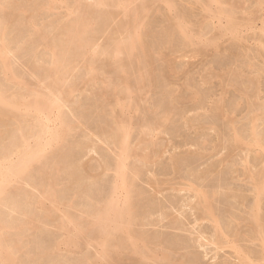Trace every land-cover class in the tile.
I'll return each mask as SVG.
<instances>
[{"label": "rangeland", "instance_id": "1", "mask_svg": "<svg viewBox=\"0 0 264 264\" xmlns=\"http://www.w3.org/2000/svg\"><path fill=\"white\" fill-rule=\"evenodd\" d=\"M7 1H9L10 4ZM7 1L2 0V3L3 4L8 3V5H6V6H8V8H7L8 11H7V9L5 10V12H8V15L9 14H12V16L14 15L11 10H13L14 9L13 7H15V6L21 7L22 5H24L22 7L27 8V12L24 15L23 14L22 15L16 14L17 16L15 17L16 18L15 23L14 22L10 23V25L14 26V28L9 25V28L6 30V32H8L7 37H9V39L7 38V40H8L7 42H9L12 50L15 51V52L13 51V53H11L12 61L15 65L16 70L19 69L17 71L19 76H21V77L23 76V78L26 80L25 82L28 83V85L30 83V85H31L30 87L37 88V89L40 88V90L42 92L46 93L45 88L47 86L46 85L47 83H45L44 81L43 82L39 81L35 76L31 77L30 76L31 71H29V70L36 67L37 65H38L37 66L38 68L40 66L43 69L48 68L50 66L49 60L51 61V57L49 56L48 52L46 51L44 44L42 45L38 42L39 46L37 44H35V46H34L32 43L39 41V35H41L43 33H44V35L48 34V36H50L49 38L51 40L58 38V36L60 35V33L58 35L59 23L60 22H68V21H70V18L74 19V17L76 16V14L78 13V11L80 9L85 8V6L88 7V6L92 5L94 3V1H91V0L90 1L89 0H68V1H66V0H63V2L64 1H66V2L65 3L60 2V1H59L60 3L57 2V4L54 5L53 6L54 8L52 7L51 10H48L50 8H48L49 3H47L48 1L50 2V0H41V1L40 0H26L25 2H24V0H22V1L18 0V2H17V0H7ZM79 1H81L82 3ZM83 1H84V3H83ZM144 1H145V3H144ZM160 1H162V2H160ZM197 1H199V0H191V1H187V0H170L169 1L168 0L166 2L164 0H147V3H146V0H141V1L140 0H138V1L134 0L131 3L132 5L129 6L130 11L129 10L127 11L130 14H128L126 11L124 12V9L121 7H118V9H117V7H114V6L113 7L110 6L111 8L110 7H102L101 8L104 12L109 8V10H111V11L107 10L106 12L113 13L115 15V16L113 15V19H115V20L112 19V20H110V22H106L105 25H104V23H105L104 22L102 24L104 26H103V29L101 31L107 32V33H103V32L101 33L100 32L101 35L99 33L97 34V36H99L98 39H97V36L95 38V39H97L95 48L98 49V56L95 57L96 60H93V65H94V68L97 65L95 69L98 72H96L95 69H92L93 71H91V69L90 70L86 69L88 59L90 58V55H88L89 57L87 56L86 57L87 59L86 58L83 59L84 62L86 63V66H84V62L81 64V62L83 61L82 58L79 59L80 61L77 60V63L75 62V64H77V66L74 65L73 69L71 70L72 72L69 74L70 77L67 76L68 79H66L65 82L61 85V87L65 86L64 91H66L69 87H72V85H71L72 83L75 84V83L79 82V84L76 85V87L77 86L78 87L77 88L75 87V90L73 91V93L70 94L69 101L71 103L68 101V99H64L65 101L68 102V104L65 101L62 103V105L64 103H66L63 105L64 107L62 109L63 110V116H64L63 118L65 119V121L66 120L68 121V124H70L69 125L70 127L72 126V129L68 128L66 131L64 130L65 133H63V135L64 134L68 135V136L64 135L65 136L64 137V143L62 142L63 144H61V143L56 144L57 145L56 147L53 146V148H49L50 150L48 149V151H46V153L44 154L46 156H44L43 160H41L42 162L39 163L40 162L39 161L38 162L39 164H35L36 166L33 165V167L35 169L32 167L33 169L32 168L29 169L30 171L27 170L28 172L27 171L25 172L26 175H25V173H22L21 176H24V177H21L20 175H16L17 176V178H16L15 175L14 176L12 175V177H14V178H12L10 176L12 181H14V182H11L12 185H11V183L9 184V182L4 184L5 186H7L8 191L7 190H6V192L4 191L5 193L3 196H5V197L1 196V199L2 200L7 199V201L3 200V202L0 203V205L3 204L2 206L6 207V208H4V207L0 206V215H1L0 219L1 220L3 219L6 222H3V220H2V221H0V223L4 226H7V224L9 226L12 223L14 225V228H12V229H15V230H11V227L8 228L7 230H5V233H6V231H8V232L6 234L3 233L4 235L2 234V237H3L2 240H3V243L5 245L7 243L8 246L11 245V246H13V248L17 244H19V245L22 244L21 246H23V248H21V246H18V245L16 246L17 247L16 261L18 258L17 264L20 263L19 261H21L20 264H24V263L25 264H36V263L39 264V262H40V264H78V263L79 264L80 263L81 264H91V263L92 264H113L112 262L114 260L117 262L115 264H125V263L130 264V263H128L129 259H127V254L123 255V253H125L124 251H123V253L120 254L121 256L123 255L121 258L119 255V260H118V255H117L113 258V260L111 258L112 262H110V260H108V258L106 256L105 250H104V248L106 249L107 245H105V244L103 245L101 243V241H102V240L100 241L101 237H99V235L97 234L98 232H96V230H98V227L96 226L97 227L96 228L95 225H93L94 227L89 226L88 222L86 221V220H89L88 219V218H90L89 216L96 213L95 210H98L99 208L102 207V206H100L101 204L104 205V203L108 202V200L111 199L113 197V194L115 193L114 188H116L115 183H116V176H117L116 171H115V169H116L115 167L117 164L116 161L118 160L119 154H120V149H117L119 147H117L118 146V138H116L117 137L116 134L118 133V129L120 127V126L118 127V124H120L119 121H122V119H123V121H127L128 128L129 127L132 128V129L129 128L130 129L129 134H131V135L129 136V139H128L129 140L128 152L129 151L130 152L127 155V158H126L127 160L125 159V162H126L125 165L127 166V170H128V171H126V174L127 173L129 174V175L127 174V176H128L127 178L129 179L127 181V190L129 189V191H131V196L134 199L133 201H135V203H136V204L134 203L136 205V207L139 206V209L141 208V205L143 206V208L146 207L144 210H141L142 208L140 209L141 210L140 214H142L141 216L143 218L140 216L142 218V220H141V218L138 217L140 221H138V218H137L138 223L137 222L136 223L138 225L135 224L136 226L132 227L134 229L133 231L134 232L137 231L138 233L140 232L141 234L143 233V235L145 234V237H147V238H148V234L149 235L151 234V236H153V237H151L152 240H154V239L156 240V238H155L156 236H154V235L155 234L157 235V233H158L160 239H158V237H157V239L160 241L161 240V237H160L161 234H159V233H161V231L165 232V235H163V233H162L163 238L165 236L169 235V236H167V238L165 237L164 240L165 239L168 240L169 238L171 239V235H172L173 239L176 238V239L180 240L182 238L183 241H181V240L178 241L176 239H174L173 241L168 240V244H167V240H165L166 241V243H165V241H163V238H162V240H161L162 242L160 241V243H162V244L165 243L167 246L170 247L175 242L174 245H176L175 246V249H176L177 243L180 244V246L179 245L178 246L181 247V244L184 241H187L188 246L190 245V247H189L190 249L185 248V246H187V245L184 242L183 243L184 246L182 245L183 248L178 247L179 250H181V249H184V250H181V251L175 250L174 251L175 254L174 253L173 254H174V256H176V253L178 252L177 255L181 256V254H182V257H184V255L187 256L191 253L190 255H193V256L191 259V256L189 255L190 261H188V262L192 261L191 262L192 264H193V260L196 261V262H194V264H197V263L198 264H223V262H224V264L226 262H228L227 264H230V263L236 264L239 262L236 260L237 257H236L234 250L232 248L226 247L227 245L222 246V244L217 245V244L213 243V241H217L215 238H213V237H216L214 222H211L212 220H208V217L206 216L204 210L202 209V206L200 205V202H201L200 197L201 196L199 193H200V191H206V192L208 191L209 195H210V194H212V192H210V191H217V193H216L217 199H215L216 197H214V200H215V203H216V200H219V202H217L215 204L216 207L217 208L220 207L219 210H223L224 212H225L224 208L226 207L225 209H226V211H228V213L225 212V215H224V213L222 215L223 222L225 221V223H226V224L225 223L224 224L225 225L229 224L228 226H230L233 216L237 217L234 214L239 213L238 214L239 219L243 222L244 217H246L245 218L246 223L243 222V224H242V223H239V221L237 223L241 224L242 226L245 225L244 228L241 227L242 231L244 229L247 230V226H248L247 223L250 221V217H248V215H249L248 213H250V210H249L250 207L247 205L250 204L254 200L253 196L255 198V194L252 193L253 188H254V184H255V182H253L254 181L253 177L255 176V173L258 176L257 172H259V175H260V173H261L260 171H262V167H264V151H263V149L261 150L260 147L258 148V146H256V145H254L255 147H253L252 138L250 135L251 134L250 129L252 127L251 123H253V125L255 123V121L250 122L251 121L250 118L253 121V118L256 115H257V117H255L254 119L256 120V118H257L256 121L258 123H255V124H257V127H258L260 132H261V128H262L261 133L264 134V127H263L264 126V51H263L264 50V32H263L264 31V25H263L264 24L263 23V21H264V12H263L264 10L263 9L264 8L260 5H258V0H257V2H256V0H221L220 5H219V3L214 4L215 2H211L210 0H205V2L209 3V5L207 3H205L203 0H200V2H197ZM222 1H224V3ZM227 1H229V2L227 3ZM78 2H79V4H78ZM134 2H136V3H134ZM140 2H141V4H140ZM167 2L174 4L172 6L173 8L171 7V9H170V6ZM14 3H15V6L12 7V4L14 5ZM61 3H63V4H61ZM202 3H203V5H202ZM29 4H30V6H29ZM42 4H43V6H42ZM75 4L77 5V7ZM135 4H137V5H135ZM143 4H145V5H143ZM141 5H143V6L141 7ZM146 5H147V7L145 9L144 7ZM233 5L235 7L236 6L237 7L235 8V7H233ZM72 6H74V7L72 8ZM222 6H223V8H222ZM29 7H32V8H29ZM75 7H76V9H75ZM79 7H80V9H79ZM134 7L135 8L137 7V9H140L139 10L140 14L143 15L145 13L144 14L145 19L142 15H140L141 23L139 25L141 26V25L145 24V22H146V24L144 26L145 29H144V27L141 26V28H142L141 31L143 32V35H144L143 36L144 41L147 44V54L150 51L151 52H150V54H148V56L146 55L147 58L145 60L142 59L143 57H141V58L139 57L142 55L138 54L139 56H138L137 61L142 60V62H139V63H141V65H138V62H135L136 65L133 64L136 69L137 68L142 69V74L144 73L143 75L146 74V77L148 76L146 79H144V80H146L144 82L145 84L139 78L142 75L141 70L139 69L140 70L139 71L138 69L137 70L134 69L133 66H129L130 63L127 64V66H129L131 68L130 75H129L130 76L129 77V83L131 84L130 87H132L131 91L133 90V92H131V94H132L131 95L129 93H126V90L123 88L126 85L124 86V85H121V83H119V81L121 82V79L119 77L120 75L118 73V70H116V69H118V67H117V65L110 63L111 62L110 61L111 56L107 55V53L104 52L105 51L104 49L106 48L107 45L109 46L110 44H112V38L114 39V36H113L114 34L117 37L119 36L118 37V39H119V38H121L122 33L124 32V29H125L124 27H126V28L129 27L128 24H131L130 20L134 19L133 18L134 11L137 10V9L134 10L135 9ZM224 7H225V9H227V10H225L227 13L231 12V13L235 14V12H238V14L236 13L237 15L236 14L235 15L238 17V18L236 17L238 22L240 20L239 23H241V30H239V33L237 35H233L231 33H226V32L223 33V31H221V29H222L221 27H223L226 24L227 18L225 15L221 18V16L217 15V13L219 12L218 9L221 10V8H222V10H223ZM261 7H262V9H261ZM203 8H204V10H202ZM77 9H79V10L77 11ZM230 9H232V10H230ZM131 10L133 13L131 12ZM225 11L223 10L224 13H226ZM70 12H72V14H74V13L75 14L72 15ZM178 12H180V15ZM203 12H205V13H203ZM126 13H127V16H125ZM182 13L184 14V18L186 20V23H184V24L187 27H189L190 33L195 38V39L192 38L193 39L192 43L191 42L190 43L183 42V41H185L184 35H182L177 28V25H176V24H178L177 16H183ZM211 13L213 15H217V16L213 17V15ZM185 15H187V16H185ZM6 16H7L6 13H5V16H4V14H0V17H1L0 21L2 22L6 18H10L9 16H7V17ZM2 17H4L5 19ZM65 17H66V19H64ZM124 17H126L127 19ZM218 17H220V18L218 19ZM60 18L62 19V21ZM68 18H69V20H68ZM174 18H176L177 20ZM123 19H125L127 22ZM23 20H24V22H23ZM27 20H28V23H27ZM59 20H60V22H59ZM66 20H68V21H66ZM144 20H145V22H144ZM218 20H220V21H218ZM248 20H250L251 23H249L250 21H248ZM31 21H32V23H31ZM100 21L101 20H99V23L102 22V21L101 22ZM121 21L125 22V23H122ZM246 21H248V24ZM107 23H109V24H107ZM220 23L224 24V25L222 26ZM24 24H25V27H24ZM54 24L57 25V27ZM220 25H221V27H220ZM131 26H132L131 31L133 32L135 27L133 25H131ZM261 26H262V29H261ZM50 27L52 29H50ZM16 28H17V30H16ZM37 28L41 29V30H38ZM114 29H116L117 31ZM174 29L176 31H174ZM12 30L15 31V33ZM54 30H55V32H54ZM112 30H114V33ZM118 30L119 31L122 30L123 32L121 31L122 33H120V32H118ZM56 31H57V33H56ZM36 32L39 35L35 34ZM51 32H54L52 34L56 35L55 36L56 38H54L53 35L51 37ZM221 32H222V34H221ZM9 33H11L12 35ZM25 34H27V35H25ZM168 34H170V35H168ZM33 35H34V37H33ZM35 35L38 37V39ZM146 35H148V36H146ZM166 35H167V37H166ZM195 36H197V37H195ZM117 37H115V39ZM169 37H170V39H169ZM17 38H19V39H17ZM34 38H35V40H34ZM109 38H111V40ZM107 39H108V41H107ZM205 40H207L206 44H204ZM209 40L216 41L215 43L218 46H215L214 44L212 45L211 42H209ZM105 41H106V43H104ZM217 41H218V43H217ZM0 43L2 44L1 36H0ZM14 43H15V45H14ZM24 43H26V44L24 45ZM28 43L30 45L32 44L33 47L38 46L37 50L35 48L29 49V50L26 49L25 46L26 45L28 46L29 45ZM154 43H155V45H154ZM167 43L170 45L168 46ZM184 43H186V44H184ZM17 44H20L21 46L22 45L23 46L20 47V45H17ZM187 44H188V46H187ZM260 50H261V53H260ZM24 53H25V55H24ZM18 54H19V56H18ZM32 54H33V56H31ZM260 54H262V55H260ZM36 55H38V56H36ZM106 55H107V57H106ZM31 57L33 58V60ZM149 58H151V59H149ZM27 59H29V60H27ZM148 59H149V61H148ZM99 60H101V61H99ZM103 61H105V62H103ZM47 62H48V64H47ZM143 62H145L143 64L145 66L142 65ZM148 62H150L152 64H150ZM29 63H34V64H30V65H32V66H30ZM38 63H40V64H38ZM147 63L149 65H147ZM166 63H168V64H166ZM129 67L128 68L126 67V68L130 69ZM132 68H133V70H132ZM146 68H147V70H146ZM84 69L86 70V73L89 71L88 73L90 76H88V74L85 73ZM99 69H100V71H99ZM94 70H95V72H94ZM132 72L133 73L136 72V73L133 74ZM153 73H155L157 75L155 76V74H153ZM131 74H132V76H131ZM79 76H80V78H79ZM150 76H152L155 79H152V77H150ZM3 77L4 76L1 75V73H0V82H1L0 88L5 90L6 93L8 92L7 94H9V95L15 91L14 89H16V91H17V88H15V86L6 82ZM85 77H87V78H85ZM131 77H133V78L131 79ZM75 78H76V80H74ZM109 78H110V80H109ZM92 79H93V81H92ZM117 79L119 81H116ZM135 79H138L139 81L137 82V80H135ZM36 80H38V81H36ZM47 81H49V80H47ZM111 82H113V83H111ZM117 82L119 84H117V87H116ZM136 82H137V84H136ZM66 84L69 86H67ZM120 85L123 87H121ZM10 86H11V88H10ZM38 86H40V87L38 88ZM61 87H60V89H61ZM61 90L63 91V88ZM165 90L167 93H165ZM120 91H122V92L120 93ZM170 93L175 95L174 98L176 96L180 97V98L179 99L178 98H176V99L170 98V95H169ZM72 100H73V102L75 100V102L73 103ZM130 101H132V103ZM175 101H177V102H175ZM169 102H171V103L173 102L172 105ZM76 103H78V104L75 105ZM122 107H124V108H122ZM129 107H130V109H126ZM254 107H255V109H254ZM257 107L259 108V110L257 109ZM249 109H251L252 112ZM52 112H54V113H52ZM52 112L51 113L53 115L51 113H49V114L52 115V116H50V119L52 117V120L54 122L51 120L53 122V125H52V122H50V123L48 122V124L54 128V127H56L55 124L58 125V121L57 122L55 121L56 110H54ZM115 113L117 114V116ZM252 113H254L253 118L251 115ZM24 115H26V114H24ZM27 115H26L27 118L26 117L22 118L23 120L26 119L27 121L26 120L25 121L14 120V121H10L8 124H3L2 126H1L2 123H0V132H1V134H0V145H1L0 146V153H1L0 158H2L4 155H7L8 152L12 156V153L14 152V150L16 149V147L20 144V141L22 140L21 139L22 138L21 132L22 133L25 132L22 135H25V134L28 135L29 134L28 137H31L30 130L33 129L35 131V134H36L38 129L37 128L35 129L36 124H35V122L34 123L32 122L34 119L37 118V117H35L36 114L33 112L31 113L32 119H30L31 115H29V114H27ZM110 116L112 118H110ZM118 116H120V117H118ZM42 118H43V116H42ZM45 118L46 117L44 116L43 120H45ZM131 119H132V126H131ZM0 120H1V116H0ZM29 120H31V122ZM16 121H17V123H16ZM67 121H66V123H67ZM78 121H80V122H78ZM233 121H234L233 125H234L235 131L232 128L233 126H232L231 122H233ZM21 122H23V123H21ZM19 124L21 126L25 124V126H23V128H22L21 126H19ZM28 124H29V126H28ZM5 125H7V126H5ZM3 127H5V128H3ZM57 127H59V125ZM57 127H56V129H57ZM21 128H22V130H21ZM236 128L238 129L237 132H239L240 135H243L244 140H246V141L249 140L247 142L250 143V145H252V147H250V145L245 143V142H243L242 144H240V143L236 144V142L233 141L234 136H235L234 134L237 133ZM242 128H243V130H242ZM19 129L21 130V132H19L20 131ZM33 130H31L32 134H34ZM112 130H114V131H112ZM5 131L6 132L9 131V133H6ZM2 133L4 135H2ZM1 135H2V137H1ZM104 135H106L107 137ZM103 136L105 138H103ZM48 138H50V136ZM9 139H11V140H9ZM31 139L32 138H30V140ZM34 139L35 138L32 139V143H33ZM108 139L110 140V142ZM65 141H68V142H65ZM114 141H115V144L113 143ZM15 142H19V143H15ZM76 142H77V144H76ZM111 143H112V145H111ZM12 144H13V146H12ZM71 144H73V146ZM238 144H240V145H238ZM67 145H68V147H67V149H65ZM86 145H87V147H86ZM114 145L116 146V148ZM236 145L239 148H237ZM10 146L15 148V149L11 148V150H8L7 148H10ZM2 147H5V149ZM72 148H73V150H72ZM74 149H75V151H74ZM64 150L66 152V155H65ZM69 151H70V153H69ZM117 153H119V154H117ZM67 154H68V156H67ZM115 154H116V156H115ZM1 155H2V157H1ZM78 155L81 157H79ZM15 156L13 159L11 158L12 159L11 161L14 162V159L16 160ZM48 156H50V157L48 158ZM181 159H185V160H182L183 161L182 162ZM186 159H188V160H186ZM244 159H245V161H244ZM60 160H61V163H59ZM110 161H111V163H110ZM9 162H10V160H9ZM113 163H114V165H113ZM54 165H55V167H53ZM56 165H58V166H56ZM59 165L61 167H59ZM66 166H67V168H66ZM40 167L41 168L43 167L42 168L43 172H42V169ZM72 167H74V168H72ZM107 167H108V169H107ZM45 168H46L47 173L45 172ZM63 168H65V169L63 170ZM80 169H81V171H80ZM257 169H260V171L259 170L257 171ZM53 170H54V172H53ZM33 171H35V172H33ZM85 172L88 174V176ZM58 173H59V175H58ZM250 173H252V174L254 173L253 174L254 176L252 175L253 177H251ZM36 175H37V177H36ZM86 176L89 177L88 178L89 180L86 178ZM129 176H130V178H129ZM24 178H25V180H24ZM8 179H10V178H8ZM14 179H18L19 183H18V181L14 180ZM98 179H99V181H98ZM29 180H30V182H29ZM113 180H114V182H113ZM41 181H43V182H41ZM71 181H73V182H71ZM28 182H29V185L26 184ZM51 182H53V183H51ZM91 182H93V183H91ZM45 184H46V186H45ZM49 184H52V186ZM56 184H58V185H56ZM21 186H23V187H21ZM12 187H13V190H11ZM18 187H20V188H18ZM36 187H37V190H36ZM51 187H55L53 192H55L57 194L56 196L59 195L57 197V199L59 198L58 201L61 202V203L59 202V205H58L60 212H59V210L57 212L55 207H53L51 200H49V199L47 200L48 202L46 200H45L46 202L44 201L45 206L47 207V209H53L54 211L55 210L56 211L55 212L52 211L50 213V212H45L44 210L41 209L40 203L42 200V194H43V196H46V194H44L45 190H46L45 193H47L48 192L47 190H49ZM97 187H99V188H97ZM75 188H77V189H75ZM78 188H80V190ZM71 189H74L75 191L74 190L71 191ZM89 190H90V192H89ZM119 190L120 191H122V190L126 191L123 188H119L117 191H119ZM15 191L16 192L18 191V193H16ZM79 192L83 196L79 195L78 194ZM6 193H7V195H6ZM84 193H86V194H84ZM139 193L142 194L143 196L140 195ZM8 194H10V195H8ZM28 195L31 197H29ZM104 195L106 196V198ZM61 196L63 197V199ZM13 197H15V199ZM78 197L80 198V200ZM114 197H116V196L114 195ZM9 198L14 199V200H9ZM30 198H31V200H30ZM75 198H76V200H75ZM43 199H45V198H43ZM102 199H104L106 202ZM237 199H240L239 200L240 202ZM15 200H17V201H15ZM32 200H34V201H32ZM68 200H70V201H68ZM38 201H40L39 204H38ZM64 201H65V204H62V202L64 203ZM98 201H100V202H98ZM153 201H155V202H153ZM247 201H249V202L247 203ZM5 202L6 203L9 202V205L7 203L6 205H8V206H5V204H4ZM19 202H21V203L19 204ZM81 202H83L82 206L80 205ZM97 202L99 205H97ZM32 203H34V204H32ZM88 203H89V205H88ZM139 203H141V205ZM143 203H144L145 207H144ZM173 203H175V204H173ZM10 204L11 205L15 204L12 206V207L15 206V208H12L10 206ZM16 204H19V206L18 205L16 206ZM147 204H149L150 206ZM154 204H155V206H154ZM197 204H199L200 206ZM48 205L50 207H48ZM96 205H97V208H96ZM184 205H186V206L184 207ZM152 206H153V208H152ZM195 206H196V208H195ZM233 206L235 208H237L238 212L236 210L232 209ZM51 207H53V208H51ZM73 207L78 208L80 211L77 209H75L76 210L75 211ZM147 207L152 208L151 211H153L154 213L151 214L150 209ZM160 207H161L160 210H162V211H160V210L158 211V209ZM174 207H176V208H174ZM221 207H222V209H221ZM83 208H85V210H83ZM194 208L196 210H198L200 208L198 210L199 212L195 211ZM8 209H10V210L14 209V210L10 211ZM16 209H17V211H16ZM91 209H94V210H91ZM230 209H232V210L230 211ZM263 209H264V201H263ZM71 210H72V212H71ZM201 210H202V212H201ZM245 210L246 211L248 210L249 212H246ZM21 211H22V213H21ZM66 211H67V213L63 215V213H65ZM77 211H78V213H77ZM89 211H90V213H89ZM229 211H230V213H229ZM232 211H233V213L235 211V213L233 214ZM239 211L241 212V214H242V211H243V213L244 212H246V213L241 215ZM82 212H84L85 215ZM92 212H93V214H92ZM162 212H163V217H162ZM196 212L199 214L200 217H202L203 220H200L201 218L199 216H197L198 214ZM29 213H31V214H29ZM48 213L51 216H49ZM22 214H24L25 218L23 217ZM69 214L72 216H70ZM78 214L80 217L77 218ZM147 214L148 215L151 214L152 216L151 215L148 216ZM229 214H231V216H229V219H228ZM246 214H248V215L246 216ZM65 215H66V217H64ZM67 215L69 216L68 218H67ZM143 215L148 217V218L146 219V217H144ZM226 215H227V218H225ZM9 216L11 217V219H9L10 218ZM84 216H87L88 218L84 217ZM138 216H139V214H138ZM195 216L198 217V219ZM242 216H244L243 220H242ZM70 217H72L73 219H69ZM12 218H13V220H12ZM49 218H51V220ZM205 218H206V220H205ZM247 218L249 220H247ZM74 219L75 220L79 219V222L77 221L78 226L80 225L79 223L82 221L81 225L79 226V230L81 233H83L82 231H84L83 235L82 234L80 235L79 231L75 229L76 227L73 226L77 222L75 224L71 223ZM148 219H149V221H148ZM230 219H231V221H230ZM11 220L13 222H16V223H13ZM177 220L179 223L177 222ZM195 220H198L199 223L197 221L195 222ZM7 221H9V222L11 221V223L9 224V222H7ZM28 221L30 222V224L32 223L31 226L26 225L29 223ZM67 221H68V223H67ZM142 221L145 222V224H146L145 227L142 225L143 224ZM228 221L230 223H228ZM20 222H23V223L20 224ZM43 222H45V223H43ZM73 222H75V221H73ZM175 222L178 223L179 225L178 224L176 225ZM181 222H182V224H181ZM61 223H63V225L66 224V225H64V228H63V229H65L64 231L62 230V228L60 229L58 227V226H60ZM84 223H85V225H83ZM86 223L88 226L86 225ZM148 223H151V224H148ZM169 223L170 224L174 223V224L173 225L171 224L172 226H169L170 225ZM15 224L16 225L18 224L17 225L18 228L19 229L21 228V229L20 230L17 229ZM36 224H38V225L36 226ZM22 225H24V226H22ZM34 225L38 229L34 228ZM90 225H92V224H90ZM38 226H40V227H38ZM42 226H43V228H42ZM66 226L68 227V229L66 228ZM81 226H82V228H81ZM84 226L91 228V230H89L87 227L84 228ZM173 226H174V228H173ZM175 226H176V228L177 227L178 228L176 229ZM169 228L176 229V231L171 230ZM33 229H34V231H32ZM43 229H45V230H43ZM180 229H181V231H180ZM248 229H250V227ZM69 230H72V231L70 232ZM92 230L94 231V233L89 232ZM177 230L179 232H177ZM182 230H184V231L182 232ZM210 230H211V232H210ZM246 230H244V231L248 233L249 230L248 231H246ZM75 231H77L79 233V236H83V237L82 238L79 237L77 232H75ZM86 231L88 233V238L86 237L87 236ZM153 231L156 233H154ZM36 232H37V234H36ZM49 232H50V234H49ZM172 232H174L175 235ZM21 233H22V235L20 236ZM46 233H48L49 235H47ZM89 233H90V236H89ZM72 234L74 236H72ZM64 235H66V236L64 237ZM97 235H98V237H97ZM173 235H174V237H173ZM179 235H181L182 237L181 236L179 237ZM5 236H7V238ZM38 236H40V237L38 238ZM67 236H68V238H67ZM93 236L95 237V239ZM75 237H77L78 240H76L77 238L74 239ZM201 237H203V239ZM48 238H50V239H48ZM84 238L87 241L84 240ZM199 238L202 240H200ZM18 239H20V240H18ZM45 239L48 241H46ZM70 239H72V240H70ZM148 239L150 240V237ZM59 240L63 241L62 245H64V246H62L61 244L59 245V242H60ZM92 240H94V245H93ZM96 240H98V241H96ZM197 240L199 242H197ZM6 241H8V242L12 241L13 243L10 242L11 244L10 243L8 244V242H6ZM40 241H42V242H40ZM53 241H55V242H53ZM65 241L67 242L66 245L64 243ZM159 241H158V243H159ZM169 241L172 242V244L169 243ZM47 242H49V243H47ZM86 242H88V244ZM156 242H157V240H156ZM179 242H181V243H179ZM78 243L79 244L81 243L82 245H79ZM85 243H86V245H85ZM98 243H99V245H98ZM215 243H217V242H215ZM100 244H102L104 248L101 247L102 245H100ZM242 244H244V246L246 245L247 248H249V250L251 249V247H253L252 248V251L254 250L253 253L256 251L254 253V256L258 257V255H259L258 243L257 244L256 243H242ZM252 244L254 246H252ZM57 245H59L60 247ZM166 245L163 247L164 248L167 247ZM174 245H173V247H174ZM255 245H258V246L255 247ZM56 246L59 247V249ZM40 248H42L43 251ZM154 248H156V247L154 246ZM204 248H206V250ZM48 249H50V250H48ZM45 250H47L48 252ZM98 250L104 251V253H102V252L100 253V251H98ZM41 252H45V253H41ZM129 253H128V257L130 259L132 258V259H134V261H136V259H137V261H138L135 263L131 259L130 260L131 264L132 263L133 264H137V263L141 264L139 262L138 258L137 257L135 258V255H132L130 253L133 256V257H131V256H129ZM187 253H189V254H187ZM32 254H33V256H32ZM34 254H35V256H34ZM102 254H104L105 256H102ZM50 256H52L51 259H49ZM100 256H102L103 258ZM196 256L199 257V259ZM65 257H66V259H65ZM98 258H100V259H98ZM104 258H106V259H104ZM195 258L197 260H195ZM27 259H29V260H27ZM59 259H61V260L59 261ZM176 259H178L180 261H181V259L183 260V258H181V257H180V259H179V257H177ZM36 260H37V262H36ZM48 260H49V262H48ZM78 260H79V262H78ZM187 260H189V258L186 259L185 262ZM197 261H200V262H197ZM41 262H43V263H41ZM149 263L151 264V262H149ZM149 263H147V264H149Z\"/></svg>", "mask_w": 264, "mask_h": 264}, {"label": "bare ground", "instance_id": "2", "mask_svg": "<svg viewBox=\"0 0 264 264\" xmlns=\"http://www.w3.org/2000/svg\"><path fill=\"white\" fill-rule=\"evenodd\" d=\"M7 1V0H6ZM22 1V0H21ZM26 0H24V2H25ZM41 1V0H40ZM63 2V0H50V2L48 1H46L47 3H49L48 4V8H50V9H48V10H51V8L54 6V5H56L57 4V2ZM66 1H68V0H66ZM66 1H64L63 3H65ZM90 1V0H89ZM88 1V2H89ZM91 1H94V3L92 4V5H90V6H88V7H86L85 6V8H82V9H80V7H79V9H77V11H78V13L76 14V16L74 17V19L73 18H70V21H68L69 20V18H68V20H66V21H68V22H60V20H59V25H58V29H59V31H58V35H59V33H60V35L58 36V38H56L55 36L56 35H53L52 33H54L55 32V30H54V32H51V37H52V35L54 36V38H56V39H53V40H51L49 37L50 36H48V34L47 35H44V33L43 34H41V35H39V34H37V32L35 33V34H37V35H39V41H36V42H33L32 40V44L35 46V44H37L38 45V42L40 43V44H44L45 46V48H46V51L48 52V54H49V56L51 57V61L49 60V62H50V66L48 67V68H46V69H43V68H41V66L38 68L37 66V68L36 67H34V68H30L31 70H29V71H31V77L32 76H35L39 81H44L45 83H47L45 86H46V93H44V92H42L41 90H40V86H38V88L39 89H37V88H32V87H30L31 85H30V83H29V85H28V83H26L25 81V79L23 78V76L21 77V76H19V74H18V70H16V68H15V65H14V63H13V61H12V57H11V53H13V51L14 50H12V48L10 47V44H9V42H7L8 40H7V38L9 39V37H7V33L8 32H6V30L9 28V25H10V23H12V22H16V14H18V15H24L26 12H27V8L26 7H22V6H24V5H22L21 7H16L15 6V3H14V5L12 4V7L13 6H15V7H13L14 9L13 10H11L12 12H13V16H12V14H9L8 15V12H5V10L8 8V6H6V5H8V3H9V1H7L8 3H6V4H3L2 3V0H0V14H4V16H5V13L7 14V16H9L10 18H4V17H2V18H4L5 20L4 21H0L1 23H0V36H1V41H2V44L0 45V73H1V75H3L4 77V79H5V81L6 82H8L9 84H11V85H13V86H15V88H17V91H16V89H14L15 91L13 92V93H11L10 95L9 94H7L6 92H5V90H3L2 88H0V116H1V120H0V123H2L1 124V126L3 125V124H8L10 121H14V120H18V121H22L23 119L22 118H24V117H26L27 118V114H29V115H31V113L33 112V113H35L36 115H35V117H37L36 119H34L32 122L34 123L35 122V124H36V126H35V129L37 128L38 130H37V132H36V134H35V131L33 130V129H31V130H33L34 131V134H32V131L30 130V135H31V137H28V135L27 134H25V135H22V134H24V133H22L21 132V130H22V128H23V126H25V124L24 125H20L19 124V126H21L22 128H21V130L19 131V132H21V136H22V140L20 141V144L16 147V149L15 148H13V147H11L10 146V148H7L8 150H11V148H13V149H15L14 150V152L12 153V156L9 154V152H8V154L7 155H4L3 157H2V155H1V157L2 158H0V203L1 202H3V200L5 201H7V199H1V196H3L4 195V193L6 192V190H7V186H5L4 184L5 183H7V182H9V184L11 183V182H14V181H12V179H11V177H12V175L14 176H16V175H20L21 176V174L22 173H25L27 170H29V169H31L32 167H33V165L34 166H36L35 164H39V163H41L42 161L41 160H43V158H44V156H46V155H44L45 153H46V151H48V149L49 148H53V146H57L56 144H63L64 143V135H66V134H64L63 135V133H65V131L68 129V128H71L72 129V126L70 127L69 125L70 124H68V121H67V123H66V121H65V119L63 118L64 116H63V105L64 104H66V103H64L63 105H62V103L65 101L64 99H68V101H69V99H70V94L71 93H73V91L75 90V87H76V85L77 84H79V82L78 83H72L71 85H72V87H69L66 91H64V87L65 86H62L61 87V85L65 82V80L66 79H68L67 78V76H69V74L72 72L71 70L73 69V67H74V65H76L77 66V64H75V62L77 63V60H79L80 58H82V60L83 59H85L88 55H90V58L88 59V62H87V68L86 69H91V71H93L92 69H95L96 68V66H95V68H94V65H93V60H96L95 59V57L96 56H98V49L97 48H95V46H96V41H97V39H98V37L99 36H97V34L99 33L100 35H101V33L103 32V31H101L102 29H103V26L106 24V22H110V20H112L113 19V13H111V12H106L107 10L108 11H111V10H109V8L106 10L105 8V12L101 9L102 7H110V6H114V7H117V9H118V7H121V8H123L124 9V12L126 11H130V7L129 6H131L132 4V2L134 1V0H91ZM136 1V0H135ZM138 1V0H137ZM141 1V0H140ZM165 2L166 1H168V0H164ZM170 1V0H169ZM187 1H191V0H187ZM204 2H205V0H203ZM211 2H215L214 4H216V3H219V5H220V3H221V0H210ZM5 2V1H4ZM11 2V1H10ZM16 2V1H15ZM17 2H18V0H17ZM45 2V3H46ZM59 2V3H60ZM79 2H81V1H79ZM79 2H78V4H79ZM87 2V3H88ZM143 2V1H142ZM160 2H162V1H160ZM197 2H200V0L199 1H197ZM196 2V3H197ZM223 3H224V1H222ZM229 1H227V3H228ZM256 2H257V0H256ZM29 3V2H28ZM34 3V2H33ZM40 3V2H39ZM63 3H61V4H63ZM82 3V2H81ZM83 3H84V1H83ZM86 3V2H85ZM134 3H136V2H134ZM144 3H145V1H144ZM146 3H147V0H146ZM168 3V2H167ZM205 3H207V2H205ZM222 3V4H223ZM226 3V2H225ZM231 3V2H230ZM10 4V3H9ZM19 4V3H18ZM23 4V3H22ZM140 4H141V2H140ZM164 4V3H163ZM169 4V6H170V9H171V7L174 5V4H171V3H168ZM192 4V3H191ZM201 4V3H200ZM208 5H209V3H207ZM257 4V3H256ZM26 5V4H25ZM36 5V4H35ZM76 5V4H75ZM82 5V4H81ZM86 5V4H85ZM135 5H137V4H135ZM139 5V4H138ZM143 5H145V4H143ZM143 5H141V7L143 6ZM167 5V4H166ZM193 5V4H192ZM202 5H203V3H202ZM205 5V4H204ZM258 5H260V6H262L263 8H264V0H258ZM27 6V5H26ZM29 6H30V4H29ZM42 6H43V4H42ZM190 6V5H189ZM213 6V5H212ZM217 6V5H216ZM38 7V6H37ZM47 7V6H46ZM74 6H72V8H73ZM76 7H77V5H76ZM76 7H75V9H76ZM139 7V6H138ZM146 7H147V5L144 7L145 9H146ZM195 7V6H194ZM207 7V6H206ZM211 7V6H210ZM209 7V8H210ZM232 7V6H231ZM230 7V8H231ZM233 7H235L234 5H233ZM237 7V6H236ZM235 7V8H236ZM262 7H261V9H262ZM11 8V7H10ZM29 8H32V7H29ZM54 8V7H53ZM111 8V7H110ZM135 8V7H134ZM140 8V7H139ZM173 8V7H172ZM208 8V7H207ZM222 8H223V6H222ZM222 8H221V10L220 9H218V13H217V15H220L221 16V18L225 15L226 16V18H227V21H226V24L224 25V24H221L223 27H221V25H220V27L222 28L221 29V31H223V33H231V34H233V35H237L238 33H239V30H241V23H239L240 22V20H239V22H238V20H237V14H238V12H235V14L234 13H231V12H229V13H227L225 10H227V9H225V7H224V11L226 12V13H224L223 12V10H222ZM137 9V7L134 9V10H136ZM10 10V9H9ZM30 10V9H29ZM69 10V9H68ZM121 10V9H120ZM140 9H137L136 11H134V14H133V18L134 19H132V20H130V22H131V24H128V28H126V27H124L125 29H124V32L122 33L121 31H119L118 30V32H120V33H122V36H121V38H119L118 39V37L117 36H115V34L113 35L114 36V39L112 38V44H110L108 47L106 46V48L104 49L105 51L104 52H106L107 53V55H109V56H111L110 58H111V62L110 63H113V64H115V65H117V67H118V69H116V70H118V73H119V77H120V79H121V82L117 79L116 81H119V83H121V85H126L125 87H123V86H121V87H123L125 90H126V93H129V94H131V92H133V90L131 91V89H132V87H130L131 86V84L129 83V75H130V70H131V68L129 67V66H133L134 67V65H136L135 64V62H138V65H141V63H139V62H142V60H138L137 61V59H138V54H140V55H142V56H139L140 58L141 57H143L142 59H146L147 57H146V55L148 56V54H150V52L147 54V44L145 43V41H144V35H143V32L141 31V26L142 27H144L145 26V24H146V22H145V20H144V22H145V24H143V25H139L140 23H141V17H140V15H142V14H140V11H139ZM142 10V9H141ZM148 10V9H147ZM202 10H204V8L202 9ZM213 10V9H212ZM230 10H232V9H230ZM264 10V9H263ZM262 10V11H263ZM7 11H8V9H7ZM33 11V10H32ZM118 11V10H117ZM146 11V10H145ZM214 11V10H213ZM234 11V10H233ZM238 11V10H237ZM50 12V11H49ZM123 12V13H124ZM131 12H132V10H131ZM142 12V11H141ZM207 12V11H206ZM260 12V11H259ZM264 12V11H263ZM71 14H72V12H70ZM74 13V12H73ZM128 14H130L129 12H127ZM127 13H126V15L125 16H127ZM133 13V12H132ZM144 13V12H143ZM179 13V15H180V12H178ZM203 13H205V12H203ZM213 13V12H212ZM211 13V14H212ZM75 14V13H74ZM74 14H72V15H74ZM116 14V13H115ZM125 14V13H124ZM145 14V13H144ZM144 14L142 15L143 17H144ZM249 14V13H248ZM182 15L183 16H177V19L176 18H174V19H176L177 21H178V24H176L177 25V28H178V30H179V32L182 34V35H184V40L185 41H183V42H186V43H192L193 42V39L192 38H194V36H192V34L190 33V29H189V27H187L184 23H186V20H185V18H184V14L182 13ZM213 15V14H212ZM217 15H213V17H215V16H217ZM6 16V17H7ZM12 16V17H11ZM115 16V15H114ZM147 16V15H146ZM185 16H187V15H185ZM207 16V15H206ZM205 16V17H206ZM21 17V16H20ZM24 17V16H23ZM69 17V16H68ZM204 17V18H205ZM212 17V16H211ZM237 17V18H236ZM1 18V17H0ZM124 18H126V17H124ZM131 18V17H130ZM189 18V17H188ZM217 18V17H216ZM220 17H218V19H219ZM225 18V17H224ZM225 18V19H226ZM23 19V18H22ZM61 19V18H60ZM64 19H66V17L64 18ZM72 19V20H71ZM117 19V18H116ZM127 19V18H126ZM144 19H145V17H144ZM187 19V18H186ZM214 19V18H213ZM242 19V18H241ZM19 20V19H18ZM99 20H101L100 22L101 23H99ZM113 20H115V19H113ZM123 20H125V19H123ZM134 20V21H133ZM189 20V19H188ZM244 20V19H243ZM251 20V19H250ZM250 20H248V21H250ZM20 21V20H19ZM57 21V20H56ZM61 21H62V19H61ZM65 21V20H64ZM126 21V20H125ZM143 21V20H142ZM218 21H220V20H218ZM248 21H246L247 22V24H248ZM252 21V20H251ZM251 21L249 22V23H251ZM23 22H24V20H23ZM58 22V21H57ZM105 22V23H104ZM122 22V21H121ZM127 22V21H126ZM176 22V21H175ZM191 22V21H190ZM206 22V21H205ZM27 23H28V20H27ZM31 23H32V21H31ZM104 23V25H102ZM113 23V22H112ZM122 23H125V22H122ZM203 23V22H202ZM263 23H264V21H263ZM53 24V23H52ZM107 24H109V23H107ZM173 24V23H172ZM188 24V23H187ZM207 24V23H206ZM219 24V23H218ZM244 24V23H243ZM55 25V24H54ZM116 25V24H115ZM131 25H133L135 28H134V30H133V32L131 31ZM204 25V24H203ZM264 25V24H263ZM10 26H12V25H10ZM56 27H57V25H55ZM13 28H14V26H12ZM24 27H25V24H24ZM48 27V26H47ZM122 27V28H123ZM203 27V26H202ZM218 27V26H217ZM244 27V26H243ZM23 28V27H22ZM110 28V27H109ZM118 28V27H117ZM121 28V29H122ZM175 28V27H174ZM11 29V28H10ZM25 29V28H24ZM38 29V28H37ZM36 29V30H37ZM50 29H52L51 27H50ZM144 29H145V27H144ZM170 29V28H169ZM261 29H262V26H261ZM16 30H17V28H16ZM35 30V31H36ZM38 30H41V29H38ZM37 30V31H38ZM43 30V29H42ZM47 30V29H46ZM107 30V29H106ZM114 30H116V29H114ZM114 30H112L113 31V33H114ZM13 31V30H12ZM53 31V30H52ZM117 31V30H116ZM144 31V30H143ZM170 31V30H169ZM174 31H176L175 29H174ZM14 33H15V31H13ZM41 32V31H40ZM101 32V33H100ZM111 32V31H110ZM166 32V31H165ZM193 32V31H192ZM264 32V31H263ZM39 33V32H38ZM48 33V32H47ZM56 33H57V31H56ZM103 33H107V32H103ZM112 33V34H113ZM145 33V32H144ZM9 34H11V33H9ZM34 34V33H33ZM46 34V33H45ZM50 34V33H49ZM147 34V33H146ZM164 34V33H163ZM180 34V35H181ZM221 34H222V32H221ZM12 35V34H11ZM17 35V34H16ZM25 35H27V34H25ZM107 35V34H106ZM105 35V36H106ZM165 35V34H164ZM168 35H170V34H168ZM175 35V34H174ZM196 35V34H195ZM36 36V35H35ZM96 36H97V39H95L96 38ZM112 36V37H113ZM146 36H148V35H146ZM18 37V36H17ZM33 37H34V35H33ZM37 37V36H36ZM108 37V36H107ZM115 37H117L116 39H115ZM166 37H167V35H166ZM173 37V36H172ZM175 37V36H174ZM177 37V36H176ZM195 37H197V36H195ZM11 39V38H10ZM13 39V38H12ZM17 39H19V38H17ZM21 39V38H20ZM27 39V38H26ZM29 39V38H28ZM37 39H38V37H37ZM110 40H111V38H109ZM164 39V38H163ZM169 39H170V37H169ZM195 39V38H194ZM25 40V39H24ZM34 40H35V38H34ZM173 40V39H172ZM212 40V39H211ZM211 40H209V42H211V44L213 45H215V46H218V45H216V41H211ZM214 40V39H213ZM30 41V40H29ZM28 41V42H29ZM107 41H108V39H107ZM182 41V40H181ZM206 41L207 40H205L204 41V44H206ZM27 42V41H26ZM147 42V41H146ZM165 42V41H164ZM173 42V41H172ZM21 43V42H20ZM104 43H106V41L104 42ZM108 43V42H107ZM170 43V42H169ZM186 43H184V44H186ZM217 43H218V41H217ZM26 43H24V45H25ZM29 44V43H28ZM26 45L25 46V48L26 49H36L37 50V48H38V46L37 47H33V45ZM14 45H15V43H14ZM17 45H20V44H17ZM99 45V44H98ZM103 45V44H102ZM153 45V44H152ZM154 45H155V43H154ZM161 45V44H160ZM167 45L169 46L170 44H168L167 43ZM23 46V45H22ZM21 45H20V47H22ZM100 46V45H99ZM105 46V45H104ZM187 46H188V44H187ZM209 46V45H208ZM19 47V48H20ZM158 47V46H157ZM164 47V46H163ZM102 48V47H101ZM35 50V51H36ZM150 50V49H149ZM160 50V49H159ZM23 51V50H22ZM33 51V50H32ZM264 51V50H263ZM15 52V51H14ZM17 52V51H16ZM34 52V51H33ZM26 53V52H25ZM25 53H24V55H25ZM260 53H261V50H260ZM16 54V53H15ZM30 54V53H29ZM36 54V53H35ZM17 55V54H16ZM23 55V56H24ZM107 55H106V57H107ZM259 55V54H258ZM260 55H262V54H260ZM18 56H19V54H18ZM31 56H33V54L31 55ZM36 56H38V55H36ZM103 56V55H102ZM26 57V56H25ZM46 57V56H45ZM89 57V56H88ZM93 57V58H92ZM19 58V57H18ZM32 58V57H31ZM38 59V58H37ZM87 59V58H86ZM149 59H151V58H149ZM149 59H148V61H149ZM27 60H29V59H27ZM32 60H33V58H32ZM31 61V60H30ZM36 61V60H35ZM34 61V62H35ZM80 61V60H79ZM99 61H101V60H99ZM152 61V60H151ZM84 62V60L81 62V64ZM103 62H105V61H103ZM146 62V61H145ZM145 62H143L142 63V65L145 63ZM37 63V62H36ZM43 63V62H42ZM79 63V62H78ZM95 63V62H94ZM130 63V64H129ZM148 63H150V62H148ZM147 63V65H149ZM28 64V63H27ZM30 64H34V63H29V65ZM38 64H40V63H38ZM47 64H48V62H47ZM80 64V65H81ZM96 64V63H95ZM127 64H129V66H127ZM134 64V65H133ZM150 64H152V63H150ZM166 64H168V63H166ZM28 65V66H29ZM44 65V64H43ZM27 66V67H28ZM30 66H32V65H30ZM84 66H86V63L84 62ZM143 66H145V65H143ZM81 67V66H80ZM129 67L130 69H127V68ZM140 67V66H139ZM249 67V66H248ZM79 68V67H78ZM148 68V67H147ZM147 68H146V70H147ZM168 68V67H167ZM134 69H136L135 67H134ZM138 69V68H137ZM136 69V70H137ZM140 69V68H139ZM138 69V70H139ZM169 69V68H168ZM75 70V69H74ZM96 70V69H95ZM95 70H94V72H95ZM132 70H133V68H132ZM141 70V74H142V69H140ZM139 70V71H140ZM151 70V69H150ZM84 71H85V73H86V70L84 69ZM88 71V70H87ZM99 71H100V69H99ZM135 71V70H134ZM145 71V70H144ZM162 71V70H161ZM160 71V72H161ZM89 72V71H88ZM86 73V74H88V76H90L89 75V73ZM96 72H98L97 70H96ZM148 72V71H147ZM153 72V71H152ZM163 72V71H162ZM117 73V74H118ZM133 73V72H132ZM134 73H136V72H134ZM133 73V74H134ZM165 73V72H164ZM29 74V73H28ZM27 74V75H28ZM73 74V73H72ZM115 74V73H114ZM140 74V75H141ZM144 74V73H143ZM141 75L139 78L142 80V82L144 83L146 80H144V79H146L147 77H146V74L145 75ZM151 74V73H150ZM153 74H155V73H153ZM93 75V74H92ZM149 75V74H148ZM157 74H155V76H156ZM160 75V74H159ZM85 76V75H84ZM87 76V77H88ZM131 76H132V74H131ZM70 77V76H69ZM76 77V76H75ZM87 77H85V78H87ZM118 77V78H119ZM150 77H152V76H150ZM149 77V78H150ZM161 77V76H160ZM74 78V77H73ZM79 78H80V76H79ZM117 78V77H116ZM133 77H131V79H132ZM138 78V77H137ZM138 78V79H139ZM163 78V77H162ZM29 79V78H28ZM78 79V78H77ZM95 79V78H94ZM130 79V80H131ZM138 79H135V80H137V82L140 80H138ZM152 79H155V78H153L152 77ZM38 80H36V81H38ZM47 80H49V81H47ZM70 80V79H69ZM74 80H76V78L74 79ZM96 80V79H95ZM109 80H110V78H109ZM114 80V79H113ZM47 81V82H46ZM68 81V80H67ZM82 81V80H81ZM92 81H93V79H92ZM115 81V82H116ZM28 82V81H27ZM131 82V81H130ZM137 82H136V84H137ZM141 82V81H140ZM1 83V82H0ZM40 83V82H39ZM67 83V82H66ZM110 83V82H109ZM111 83H113V82H111ZM118 82L116 83V87H117V84H119ZM153 83V82H152ZM151 83V84H152ZM155 83V82H154ZM163 83V82H162ZM3 84V83H2ZM130 84V85H129ZM139 84V83H138ZM145 84V83H144ZM150 84V83H149ZM35 85V84H34ZM67 85V84H66ZM1 86V85H0ZM67 86H69V85H67ZM112 86V85H111ZM42 87V86H41ZM60 87H61V89L63 88V91L60 89ZM78 87V86H77ZM76 87V88H77ZM115 87V88H116ZM10 88H11V86H10ZM42 89V88H41ZM24 92H23V91ZM43 90V89H42ZM121 90V89H120ZM167 90V89H166ZM166 90H165V93H167L166 92ZM169 90V89H168ZM13 91V90H12ZM11 91V92H12ZM21 91V92H20ZM124 91V90H123ZM122 91H120V93H121ZM10 93V92H9ZM116 93V92H115ZM118 93V92H117ZM124 94V93H123ZM118 95V94H117ZM132 95V94H131ZM170 95V98H174V96L175 95H173L172 93H170L169 94ZM166 96V95H165ZM105 98V97H104ZM129 98V97H128ZM131 98V97H130ZM169 98V97H168ZM167 98V99H168ZM176 98H180V97H175L174 99H176ZM121 100V99H120ZM132 100V99H131ZM171 100V99H170ZM181 100V99H180ZM169 101V100H168ZM65 102H67V101H65ZM70 102V101H69ZM72 102H73V100H72ZM74 102H75V100H74ZM73 102V103H74ZM78 102V101H77ZM122 102V101H121ZM120 102V103H121ZM131 103H132V101H130ZM175 102H177V101H175ZM71 103V102H70ZM69 103V104H70ZM111 103V102H110ZM123 103V102H122ZM169 103H171V102H169ZM173 103V102H172ZM172 103H171V105H172ZM67 104H68V102H67ZM78 103H76L75 105H77ZM164 104V103H163ZM175 104V103H174ZM72 105V104H71ZM255 105V104H254ZM121 106V105H120ZM253 106V105H252ZM256 106V105H255ZM131 107V106H130ZM130 107L129 108H126V109H130ZM263 107V106H262ZM66 108V107H65ZM122 108H124V107H122ZM251 108V107H250ZM254 109H255V107H254ZM257 109L259 110V108L257 107ZM54 110H56V112H55V121L57 122L58 121V125H59V127H57L58 125L57 124H55L56 125V127H57V129H56V127H51L49 124H48V122L50 123V122H52L53 120H52V117H51V119H50V116H52L53 114L52 113H54V112H52V111H54ZM114 110V109H113ZM123 110V109H122ZM121 110V111H122ZM250 111H251V109H249ZM52 112V113H51ZM252 112V111H251ZM49 113H51L52 115H50ZM24 114H26V115H24ZM67 114V113H66ZM116 114V113H115ZM125 114V113H124ZM123 114V115H124ZM120 115V114H119ZM252 115V118H253V116H254V113H252L251 114ZM34 116V115H33ZM42 116H43V118H44V116L46 117L45 118V120H43V118H42ZM84 116V115H83ZM116 116H117V114H116ZM39 117V118H38ZM109 117V116H108ZM118 117H120V116H118ZM129 117V116H128ZM255 117H257V115L255 116ZM254 117V118H255ZM29 118V117H28ZM68 118V117H67ZM110 118H112L111 116H110ZM115 118V117H114ZM130 118V117H129ZM128 118V119H129ZM253 118V121H252V119L250 118V122H254L255 121V123H258L256 120H257V118H256V120ZM30 119H32V115H31V118ZM80 119V118H79ZM86 119V118H85ZM116 119V118H115ZM118 119V118H117ZM247 119V118H246ZM259 119V118H258ZM26 120V119H25ZM25 120H23V121H25ZM52 120V121H51ZM126 120V119H125ZM27 121V120H26ZM30 122H31V120H29ZM28 121V122H29ZM44 121V122H43ZM117 121V120H116ZM122 121H123V119H122ZM119 121V123L120 124H118V127H119V129H118V133L116 134L117 135V137L116 138H118V146L117 147H119V148H117V149H120V154L119 153H117V154H119V158H118V160L116 161V169H115V171H116V174H117V176H116V188H114L115 190H114V194H113V197L111 198V199H109L108 200V202H106L104 199H102V200H104L106 203H104V205H100V206H102L101 208H99L98 210H95L96 211V213H94L93 214V212H92V214L93 215H91V216H89L90 218H88L87 216H84V217H87L89 220H86L87 222H88V224H89V226H93V225H95V227L97 226L98 227V230H96V232H98L97 234L99 235V237H101V239H100V241H101V243L104 245H107L106 246V249L103 247V245L102 244H100V245H102L101 247H103L104 248V250H105V254H106V256H107V258H108V260H110V262H112V260H113V258L115 257V256H117L118 255V260H119V255L121 254V253H123V251L125 252V253H123V255L125 254H127V259H129L128 260V263H130L131 264V259L128 257V253L130 252L132 255H135V258L137 257L138 258V260H139V262L141 263V264H147V263H149V262H151V264L153 263V264H190L191 262H188V261H190V256H191V259H192V256L193 255H190L189 253H187V254H189V255H187V256H185L184 255V257L186 258V259H188L189 258V260H187L186 262H185V258L184 257H182V254H181V256L180 255H177L178 254V252L176 253V256H174V254H175V250H178V251H181V250H184V249H181V250H179L178 249V247L180 246V244H178L177 243V248L175 249V246L176 245H174V243H173V245H174V247H173V245L172 246H167L165 243H166V241L165 240H167V239H165L164 240V238L166 237L167 238V236H169V235H167V236H165L164 238H163V235H165V232L164 231H161V233H159V234H161L160 235V237H161V240H162V238H163V241H165V243L164 244H162V243H160V241L158 240V239H160L159 238V235H158V233H157V235L155 234L154 236H156L155 238H156V240H157V242H156V240L154 239V240H152L151 239V237H153V236H151V234L149 235L148 233V238L150 237V240L147 238V237H145V234L143 235V233L141 234L140 232L138 233L137 231L136 232H134L133 230V226L135 227L136 225L135 224H137L138 223V221H140L139 220V218H141L142 216V214H140L141 213V210H144L146 207H145V205H144V203H143V205H144V207L145 208H143V206L141 205V203H139L140 205H141V210L139 209V206L138 207H136V203H135V201H133L134 199H133V197L131 196V191H129V189L127 190V181L129 180L127 177V174H126V171H128L127 170V166L125 165L126 164V162H125V159L127 158V155L129 154V152H128V150H129V147H128V143H129V136L131 135V134H129L130 132H129V128H131V127H129L128 128V123H127V121ZM130 121V120H129ZM54 122V121H53ZM53 122H52V125H53ZM78 122H80V121H78ZM118 122V121H117ZM138 122V121H137ZM16 123H17V121H16ZM21 123H23V122H21ZM60 123V124H59ZM72 123V122H71ZM232 123V128L234 129V125H233V123H234V121L233 122H231ZM254 123V125H253V123H251L252 124V127H251V138H252V144H253V147H255L254 145H256V146H258V148L260 147V149L262 150L263 149V151H264V134L263 133H261L262 132V128H261V132L259 131V129H258V127H257V124H255ZM15 124V123H14ZM18 125V124H17ZM75 125V124H74ZM231 125V124H230ZM5 126H7V125H5ZM12 126V125H11ZM28 126H29V124H28ZM131 126H132V119H131ZM251 126V125H250ZM241 127V126H240ZM264 127V126H263ZM3 128H5V127H3ZM8 128V127H7ZM14 128V127H13ZM12 128V129H13ZM74 128V127H73ZM225 128V127H224ZM238 128V127H237ZM236 128V132H237V129ZM9 129V128H8ZM17 129V128H16ZM70 129V130H71ZM114 129V128H113ZM117 129V128H116ZM132 129V128H131ZM227 129V128H226ZM26 130V129H25ZM65 130V131H64ZM242 130H243V128H242ZM249 130V131H250ZM112 131H114V130H112ZM234 131H235V129H234ZM248 131V130H247ZM6 132V131H5ZM68 132V131H67ZM111 132V131H110ZM117 132V131H116ZM223 132V131H222ZM225 132V131H224ZM6 133H9V131H7ZM28 133V132H27ZM69 133V132H68ZM234 133V132H233ZM238 133V134H237ZM237 133H235L234 135V140L233 141H235L236 142V144L237 143H240V144H242L243 142H245V143H247V144H249L250 145V143H248L247 141H249V140H244V138H243V135H240L239 134V132H237ZM0 134H1V132H0ZM11 134V133H10ZM9 134V135H10ZM47 134V135H46ZM114 134V133H113ZM144 134V133H143ZM147 134V133H146ZM224 134V133H223ZM2 135H4L3 133H2ZM2 135H1V137H2ZM12 135V134H11ZM46 135V136H45ZM225 135V134H224ZM17 136V135H16ZM50 136V138H48V137ZM66 136H68V135H66ZM104 136H106V135H104ZM103 136V138H105ZM148 136V135H147ZM14 137V136H13ZM100 137V136H99ZM107 137V136H106ZM111 137V136H110ZM16 138V137H15ZM18 138V137H17ZM30 138H35L34 140H33V143H32V139L30 140ZM102 138V139H103ZM132 138V137H131ZM246 138V137H245ZM13 139V138H12ZM112 139V138H111ZM233 139V138H232ZM9 140H11V139H9ZM109 140V139H108ZM103 141V140H102ZM106 141V140H105ZM63 142V143H62ZM65 142H68V141H65ZM80 142V141H79ZM109 142H110V140H109ZM232 142V141H231ZM13 143V142H12ZM15 143H19V142H15ZM114 144H115V141L113 142ZM8 144V143H7ZM14 144V143H13ZM13 144H12V146H13ZM76 144H77V142H76ZM234 144V143H233ZM240 144H238V145H240ZM5 145V144H4ZM66 145V144H65ZM64 145V146H65ZM72 146H73V144H71ZM84 145V144H83ZM111 145H112V143H111ZM248 145V146H249ZM1 146V145H0ZM61 146V145H60ZM82 146V145H81ZM115 146V145H114ZM233 146V145H232ZM237 146V145H236ZM235 146V147H236ZM67 147H68V145L66 146V148L65 149H67ZM79 147V146H78ZM85 147V146H84ZM86 147H87V145H86ZM108 147V146H107ZM110 147V146H109ZM250 147H252V145H250ZM2 148H4L5 149V147H2ZM60 148V147H59ZM63 148V147H62ZM80 148V147H79ZM115 148H116V146H115ZM237 148H239L238 146H237ZM236 148V149H237ZM55 149V148H54ZM61 149V148H60ZM89 149V148H88ZM110 149V148H109ZM116 149V150H117ZM132 149V148H131ZM50 150V149H49ZM72 150H73V148H72ZM57 151V150H56ZM61 151V150H60ZM74 151H75V149H74ZM115 151V150H114ZM4 152V151H3ZM2 152V153H3ZM12 152V151H11ZM10 152V153H11ZM54 152V151H53ZM58 152V151H57ZM56 152V153H57ZM64 152H65V150H64ZM73 152V151H72ZM78 152V151H77ZM16 153V154H15ZM62 153V152H61ZM68 153V152H67ZM69 153H70V151H69ZM81 153V152H80ZM1 154V153H0ZM17 156H15V155ZM64 154V153H63ZM75 154V153H74ZM73 154V155H74ZM263 154V153H262ZM15 156V158H16V160L14 159V162L13 161H11L13 158H14V156ZM65 155H66V152H65ZM67 156H68V154H67ZM79 156V155H78ZM115 156H116V154H115ZM50 156H48V158H49ZM52 157V156H51ZM57 157V156H56ZM55 157V158H56ZM66 157V156H65ZM79 157H81V156H79ZM12 158V159H11ZM113 158V157H112ZM54 159V158H53ZM107 159V158H106ZM143 159V158H142ZM236 159V158H235ZM9 160H10V162H9ZM57 160V159H56ZM66 160V159H65ZM109 160V159H108ZM116 160V159H115ZM127 160V159H126ZM182 160H185V159H181V161ZM186 160H188V159H186ZM40 161V162H39ZM47 161V160H46ZM55 161V160H54ZM79 161V160H78ZM244 161H245V159H244ZM39 162V163H38ZM74 162V161H73ZM107 162V161H106ZM113 162V161H112ZM176 162V161H175ZM183 162V161H182ZM45 163V162H44ZM59 163H61V160H60V162ZM79 163V162H78ZM77 163V164H78ZM110 163H111V161H110ZM68 164V163H67ZM179 164V163H178ZM63 165V164H62ZM79 165V164H78ZM113 165H114V163H113ZM177 165V164H176ZM45 166V165H44ZM56 166H58V165H56ZM111 166V165H110ZM48 167V166H47ZM53 167H55V165L53 166ZM59 167H61L60 165H59ZM63 167V166H62ZM81 167V166H80ZM84 167V166H83ZM82 167V168H83ZM106 167V166H105ZM34 168V167H33ZM32 168V169H33ZM39 168V167H38ZM41 168V167H40ZM43 168V167H42ZM41 168V169H42ZM66 168H67V166H66ZM72 168H74V167H72ZM256 168V167H255ZM35 169V168H34ZM55 169V168H54ZM65 168H63V170H64ZM107 169H108V167H107ZM110 169V168H109ZM38 170V169H37ZM79 170V169H78ZM77 170V171H78ZM260 171V169H257V171ZM30 171V170H29ZM32 171V170H31ZM80 171H81V169H80ZM28 172V171H27ZM33 172H35V171H33ZM41 172V171H40ZM42 172H43V169H42ZM45 172H46V168H45ZM53 172H54V170H53ZM261 173H260V175H259V172H257L258 173V176L256 175V173H255V176L252 174V173H250L251 174V177H253V182H255V184H254V188H253V191H252V193L253 194H255V198H254V196H253V201L250 203V204H248L247 206H249L250 208H249V210H250V213H248V214H246V216L248 215V217H250V221L247 223L248 224V226L250 227V229H248L249 227L247 226V230L246 229H244V230H246V231H248V233L247 232H245L244 230V232L241 230V227L242 228H244V226L245 225H241V224H239V223H242L243 224V222H245L246 223V217H244V216H242V220H243V217H244V221L242 222L240 219H239V217H238V214L237 213H235V211H234V213H233V211H232V213L234 214V215H236L237 217H234L233 216V218H232V222H231V224H230V226H228V225H225L226 223H225V221L223 222V219H222V215H223V213H224V215H225V212L226 213H228V211H226V207L224 208V210H225V212L223 211V210H219V208L220 207H216V203L217 202H219V200H216V203H215V200H214V197H216V193H217V191H210V192H212V194H210L209 195V192L207 191H200V200H201V202H200V205L202 206V209L204 210V212H205V214H206V216L208 217V220H212L211 222H214V228H215V233H216V237H213V238H215L217 241H213V243L214 244H217V245H220V244H222V246L224 245V246H226V247H230V248H232L233 250H234V253H235V255H236V257H237V261H239L238 263H236V264H264V209H263V201H264V167H262V171H260ZM30 173V172H29ZM47 173V172H46ZM57 173V172H56ZM86 173V172H85ZM28 174V173H27ZM49 174V173H48ZM47 174V175H48ZM53 174V173H52ZM63 174V173H62ZM87 174V173H86ZM85 174V175H86ZM90 174V173H89ZM25 175H26V173H25ZM29 175V174H28ZM33 175V174H32ZM58 175H59V173H58ZM71 175V174H70ZM73 175V174H72ZM77 175V174H76ZM83 175V174H82ZM129 175V174H128ZM253 175V176H252ZM11 176V177H10ZM42 176V175H41ZM50 176V175H49ZM67 176V175H66ZM81 176V175H80ZM87 176H88V174H87ZM86 176V178L88 179L89 177H87ZM21 177H24V176H21ZM28 177V176H27ZM26 177V178H27ZM32 177V176H31ZM34 177V176H33ZM36 177H37V175H36ZM46 177V176H45ZM52 177V176H51ZM250 177V178H251ZM8 178H10V179H8ZM12 178H14V177H12ZM16 178H17V176H16ZM42 178V177H41ZM55 178V177H54ZM73 178V177H72ZM94 178V177H93ZM129 178H130V176H129ZM19 179V178H18ZM18 179H14V180H16V181H18V183H19V180ZM43 179V178H42ZM252 179V178H251ZM22 180V179H21ZM24 180H25V178H24ZM44 180V179H43ZM47 180V179H46ZM45 180V181H46ZM72 180V179H71ZM78 180V179H77ZM89 180V179H88ZM93 180V179H92ZM109 180V179H108ZM50 181V180H49ZM55 181V180H54ZM98 181H99V179H98ZM21 182V181H20ZM29 182H30V180H29ZM29 182L28 183H26V184H28L29 185ZM37 182V181H36ZM41 182H43V181H41ZM59 182V181H58ZM71 182H73V181H71ZM79 182V181H78ZM106 182V181H105ZM113 182H114V180H113ZM32 183V182H31ZM49 183V182H48ZM51 183H53V182H51ZM64 183V182H63ZM69 183V182H68ZM91 183H93V182H91ZM8 184V185H9ZM17 184V183H16ZM59 184V183H58ZM58 184H56V185H58ZM71 184V183H70ZM78 184V183H77ZM81 184V183H80ZM98 184V183H97ZM11 185H12V183H11ZM18 185V184H17ZM22 185V184H21ZM35 185V184H34ZM41 185V184H40ZM49 185H51L52 186V184H49ZM68 185V184H67ZM86 185V184H85ZM88 185V184H87ZM107 185V184H106ZM32 186V185H31ZM37 186V185H36ZM45 186H46V184H45ZM69 186V185H68ZM75 186V185H74ZM82 186V185H81ZM100 186V185H99ZM102 186V185H101ZM109 186V185H108ZM14 187V186H13ZM13 187L11 188V190H13ZM17 187V186H16ZM21 187H23V186H21ZM35 187V186H34ZM50 187V186H49ZM57 187V186H56ZM76 187V186H75ZM83 187V186H82ZM85 187V186H84ZM18 188H20V187H18ZM41 188V187H40ZM46 188V187H45ZM44 188V189H45ZM67 188V187H66ZM69 188V187H68ZM81 188V187H80ZM80 188H78L79 190H80ZM86 188V187H85ZM94 188V187H93ZM97 188H99V187H97ZM111 188V187H110ZM119 188H123V189H125L126 191H117ZM10 189V188H9ZM43 189V190H44ZM48 189V188H47ZM55 189V187H51L49 190H47L48 192L47 193H45L46 192V190H45V192H44V194H46V196H43V194H42V200H41V203H40V205H41V209L42 210H44L45 212H52V211H54L53 209H47V207L45 206V203H44V201L46 200H51V203H52V205H53V207H55V209L57 210V212H58V210H59V212H60V209L58 208L59 206V202L60 201H58V199H57V197L59 196H56L57 194L55 193V192H53V190ZM75 189H77V188H75ZM83 189V188H82ZM81 189V190H82ZM104 189V188H103ZM102 189V190H103ZM136 189V188H135ZM16 190V189H15ZM36 190H37V187H36ZM69 190V189H68ZM72 190H74V189H71V191ZM5 191V192H4ZM8 191V190H7ZM75 191V190H74ZM88 191V190H87ZM99 191V190H98ZM11 192V191H10ZM13 192V191H12ZM16 192V191H15ZM26 192V191H25ZM43 192V191H42ZM57 192V191H56ZM89 192H90V190H89ZM95 192V191H94ZM100 192V191H99ZM107 192V191H106ZM143 192V191H142ZM16 193H18V191L16 192ZM41 193V192H40ZM109 193V192H108ZM119 193V194H118ZM136 193V192H135ZM220 193V192H219ZM13 194V193H12ZM31 194V193H30ZM59 194V193H58ZM79 195H81L80 194V192L78 193ZM84 194H86V193H84ZM93 194V193H92ZM103 194V193H102ZM137 194V193H136ZM140 194V193H139ZM221 194V193H220ZM6 195H7V193H6ZM8 195H10V194H8ZM27 195V194H26ZM96 195V194H95ZM94 195V196H95ZM101 195V194H100ZM114 195L116 196V197H114ZM118 195V196H117ZM140 195H142V194H140ZM12 196V195H11ZM16 196V195H15ZM29 196V195H28ZM33 196V195H32ZM64 196V195H63ZM67 196V195H66ZM81 196H83V195H81ZM105 196V195H104ZM143 196V195H142ZM198 196V195H197ZM218 196V195H217ZM3 197H5V196H3ZM20 197V196H19ZM29 197H31V196H29ZM28 197V198H29ZM62 197V196H61ZM76 197V196H75ZM91 197V196H90ZM93 197V196H92ZM103 197V196H102ZM108 197V196H107ZM138 197V196H137ZM14 199H15V197H13ZM43 198H45V199H43ZM77 198V197H76ZM76 198H75V200H76ZM79 198V197H78ZM83 198V197H82ZM101 198V197H100ZM105 198H106V196H105ZM144 198V197H143ZM142 198V199H143ZM14 199H10L9 198V200H14ZM61 199V198H60ZM62 199H63V197H62ZM84 199V198H83ZM93 199V198H92ZM215 199H217V197L215 198ZM222 199V198H221ZM30 200H31V198H30ZM65 200V199H64ZM67 200V199H66ZM79 200H80V198H79ZM150 200V199H149ZM238 201L240 200V199H237ZM15 201H17V200H15ZM20 201V200H19ZM29 201V200H28ZM32 201H34V200H32ZM45 201V202H46ZM68 201H70V200H68ZM92 201V200H91ZM139 201V200H138ZM152 201V200H151ZM221 201V200H220ZM251 201V200H250ZM11 202V201H10ZM14 202V201H13ZM24 202V201H23ZM30 202V201H29ZM39 202L40 201H38V204H39ZM48 202V201H47ZM93 202V201H92ZM98 202H100V201H98ZM98 202H97V205H99L98 204ZM137 202V201H136ZM140 202V201H139ZM153 202H155V201H153ZM223 202V201H222ZM240 202V201H239ZM249 201H247V203H248ZM8 203V205H9V202H7ZM6 202L4 203L5 204V206H8V205H6L7 204ZM21 202H19V204H20ZM61 203V202H60ZM85 203V202H84ZM135 203V204H134ZM148 203V202H147ZM160 203V202H159ZM237 203V202H236ZM19 204H16V206L18 205L19 206ZM23 204V203H22ZM26 204V203H25ZM32 204H34V203H32ZM47 204V203H46ZM50 204V203H49ZM62 204H65V201H64V203L62 202ZM82 204H83V202H81L80 203V205L82 206ZM86 204V203H85ZM84 204V205H85ZM138 204V205H139ZM173 204H175V203H173ZM3 205V204H2ZM2 205H0L1 207H4V206H2ZM13 205H15V204H13ZM13 205H11L10 204V206L12 207ZM37 205V204H36ZM61 205V204H60ZM74 205V204H73ZM88 205H89V203H88ZM97 205H96V208H97ZM147 205H149V204H147ZM146 205V206H147ZM153 205V204H152ZM158 205V204H157ZM164 205V204H163ZM197 205H199V204H197ZM196 205V206H197ZM199 205V206H200ZM9 206V207H10ZM33 206V205H32ZM39 206V205H38ZM69 206V205H68ZM150 206V205H149ZM154 206H155V204H154ZM162 206V205H161ZM165 206V205H164ZM163 206V207H164ZM173 206V205H172ZM186 205H184V207H185ZM196 206H195V208H196ZM218 206V205H217ZM221 206V205H220ZM25 207V206H24ZM48 207H50L49 205H48ZM53 207H51V208H53ZM79 207V206H78ZM177 207V206H176ZM176 207H174V208H176ZM231 207V206H230ZM229 207V208H230ZM4 208H6V207H4ZM12 208H15V206L14 207H12ZM20 208V207H19ZM74 208V207H73ZM147 208H149V207H147ZM152 208H153V206H152ZM152 208H149L150 209V212H151V214L152 213H154L153 211H151V209ZM194 208V210L195 211H197V212H199L198 210L200 209H198V210H196ZM25 209V208H24ZM67 209V208H66ZM75 209H77V210H79L78 208H74V210ZM87 209V208H86ZM95 209V208H94ZM94 209H91V210H94ZM161 209V207L158 209V211ZM164 209V208H163ZM193 209V208H192ZM221 209H222V207H221ZM233 210H236L237 211V208H235L234 206H233V208H232ZM232 209H230V211L232 210ZM248 209V208H247ZM2 210V209H1ZM8 210H10V209H8ZM14 210V209H13ZM13 210H10V211H13ZM40 210V209H39ZM55 210V211H56ZM82 210V209H81ZM83 210H85V208H83ZM16 211H17V209H16ZM29 211V210H28ZM37 211V210H36ZM43 211V212H44ZM54 211V212H55ZM76 211V210H75ZM74 211V212H75ZM80 211V210H79ZM157 211V210H156ZM160 211H162V210H160ZM230 211H229V213H230ZM246 211V210H245ZM24 212V211H23ZM71 212H72V210H71ZM70 212V213H71ZM87 212V211H86ZM149 212V211H148ZM147 212V213H148ZM196 212V213H197ZM201 212H202V210H201ZM238 212V211H237ZM240 212V211H239ZM246 212H249L248 210L246 211ZM246 212H244V213H246ZM21 213H22V211H21ZM63 213V212H62ZM67 213V211L65 212V213H63V215L64 214H66ZM76 213V212H75ZM77 213H78V211H77ZM82 213H84V212H82ZM81 213V214H82ZM89 213H90V211H89ZM243 213V211H242V214H244ZM29 214H31V213H29ZM34 214V213H33ZM49 214V213H48ZM138 214H139V216H138ZM149 214V213H148ZM147 214V215H148ZM150 214V215H151ZM198 214V213H197ZM203 214V213H202ZM240 214H241V212H240ZM241 214V215H242ZM7 215V214H6ZM23 215V217H24V214H22ZM46 215V214H45ZM70 215V214H69ZM76 215V214H75ZM84 215H85V213H84ZM87 215V214H86ZM146 215V214H145ZM150 215H148V216H150ZM195 215V214H194ZM204 215V214H203ZM1 216V215H0ZM5 216V215H4ZM8 216V215H7ZM11 216V215H10ZM9 216V217H10ZM47 216V215H46ZM49 216H51L50 214H49ZM70 216H72V215H70ZM141 216V217H140ZM144 216V215H143ZM152 216V215H151ZM197 216H199V214L197 215ZM205 216V215H204ZM229 216H231V214H229L228 215V219H229ZM3 217V216H2ZM64 217H66V215L64 216ZM69 216L67 215V218H68ZM74 217V216H73ZM78 217H80L79 216V214H78V216H77V218ZM83 217V216H82ZM139 217V218H138ZM144 217H146V216H144ZM162 217H163V212H162ZM196 217V216H195ZM200 217V216H199ZM241 217V216H240ZM25 218V217H24ZM28 218V217H27ZM44 218V217H43ZM66 218V219H67ZM75 218V217H74ZM137 218H138V221H137ZM143 218V217H142ZM142 218H141V220H142ZM148 217H146V219H147ZM150 218V217H149ZM197 219H198V217H196ZM195 218V219H196ZM201 219L200 220H203L202 219V217H200ZM210 218V219H209ZM225 218H227V215H226V217ZM9 219H11V217L9 218ZM50 220H51V218H49ZM64 219V218H63ZM69 219H73L72 217H70ZM80 219V218H79ZM79 219L77 220H73V221H75V222H71L72 224L74 223H76L77 221L79 222ZM84 219V218H83ZM86 219V218H85ZM145 219V220H146ZM3 220V219H2ZM1 219H0V221H2ZM12 220H13V218H12ZM11 220V221H12ZM26 220V219H25ZM41 220V219H40ZM205 220H206V218H205ZM247 220H249L248 218H247ZM11 221L9 222V221H7V222H9V224L11 223ZM22 221V220H21ZM61 221V220H60ZM70 221V220H69ZM85 221V220H84ZM148 221H149V219H148ZM194 221V220H193ZM198 222V220H195V222ZM230 221H231V219H230ZM239 221V223H237ZM241 221V222H240ZM3 222H6V221H4L3 220ZM13 222V221H12ZM29 222V221H28ZM32 222V221H31ZM41 222V221H40ZM64 222V221H63ZM78 222L75 224V225H73L74 227H76L75 229L76 230H78L79 231V233H80V235L82 234L83 235V233H84V231H82L83 233H81L80 232V230H79V226L81 225V222L79 223L80 225L78 226ZM137 222V223H136ZM143 222V221H142ZM177 222H178V220H177ZM13 223H16V222H13ZM21 223H23V222H20V224ZM42 223V222H41ZM43 223H45V222H43ZM60 223V222H59ZM65 223V222H64ZM67 223H68V221H67ZM70 223V224H71ZM179 223V222H178ZM178 223H176L175 222V224L177 225ZM199 223V222H198ZM225 223V224H224ZM228 223H230L229 221H228ZM244 223V224H245ZM32 224V223H31ZM31 224H30V222L28 223V224H26V225H30L31 226ZM71 224V225H72ZM90 224H92V225H90ZM140 224V223H139ZM148 224H151V223H148ZM170 224V223H169ZM168 224V225H169ZM172 224V223H171ZM169 225V226H172V225ZM181 224H182V222H181ZM6 225V224H5ZM16 225V224H15ZM18 225V224H17ZM16 225V227H17V229H19L18 228V226ZM38 224H36V226H37ZM58 225V224H57ZM64 225H66V224H64ZM64 225H63V223H61L60 224V226H58L60 229L62 228V230L64 231L65 229H63L64 228ZM83 225H85V223L83 224ZM86 225H87V223H86ZM138 225V224H137ZM141 225V224H140ZM144 227H145V222H143V224H142ZM141 225V226H142ZM179 225V224H178ZM241 225V226H240ZM22 226H24V225H22ZM21 226V227H22ZM41 226V225H40ZM40 226H38V227H40ZM68 226V225H67ZM66 226V228L68 229V227ZM88 226V225H87ZM87 226H84V228L85 227H87ZM165 226V225H164ZM184 226V225H183ZM240 226V227H239ZM11 227V230H15V229H12V228H14V225L11 223L9 226H8V224H7V226H4V225H2L1 223H0V264H17L18 262V258H17V261H16V252H17V245L18 246H21L22 244V242L20 243L21 245H19V244H17L14 248H13V246H8L7 245V243H6V245L3 243V240H2V234L4 233V234H6L8 231H6V233H5V230H7L8 228H10ZM20 227V226H19ZM26 227V226H25ZM94 227V226H93ZM96 227V228H97ZM140 227V226H139ZM181 227V226H180ZM23 228V227H22ZM33 228V227H32ZM34 228H36L35 227V225H34ZM42 228H43V226H42ZM81 228H82V226H81ZM88 228V227H87ZM86 228V229H87ZM166 228V227H165ZM173 228H174V226H173ZM175 228H176V226H175ZM178 228V227H177ZM176 228V229H177ZM184 228V227H183ZM246 228V227H245ZM21 229V228H20ZM19 229V230H20ZM28 229V228H27ZM36 229H38V228H36ZM72 229V228H71ZM74 229V228H73ZM89 230H91V228H88ZM95 229V228H94ZM93 229V230H94ZM169 229H171V228H169ZM176 229H171V230H175L176 231ZM212 229V228H211ZM10 230V229H9ZM26 230V229H25ZM42 230V229H41ZM43 230H45V229H43ZM89 231L90 233L92 232V233H94V231ZM32 231H34V229L32 230ZM39 231V230H38ZM70 232L72 231V230H69ZM180 231H181V229H180ZM184 230H182V232H183ZM17 232V231H16ZM75 232H77V231H75ZM74 232V233H75ZM142 232V231H141ZM154 232V231H153ZM177 232H179L178 230H177ZM210 232H211V230H210ZM45 233V232H44ZM63 233V232H62ZM67 233V232H66ZM79 233L77 232V234H78V236H79ZM86 233H87V231H86ZM90 233H89V236H90ZM154 233H156V232H154ZM162 233H163V235H162ZM173 234H174V232H172ZM3 234V235H4ZM36 234H37V232H36ZM47 235H49L50 234V232H49V234L48 233H46ZM70 234V233H69ZM96 234V233H95ZM94 234V235H95ZM178 234V233H177ZM22 235V233L20 234V236ZM86 235V234H85ZM84 235V236H85ZM98 235H97V237H98ZM175 235V234H174ZM174 235H173V237H174ZM45 236V235H44ZM53 236V235H52ZM57 236V235H56ZM55 236V237H56ZM66 235H64V237H65ZM72 236H74L73 234H72ZM77 236V235H76ZM92 236V235H91ZM96 236V235H95ZM177 236V235H176ZM181 235H179V237H180ZM202 236V235H201ZM213 236V235H212ZM6 238H7V236H5ZM40 236H38V238H39ZM50 237V236H49ZM79 237H83V236H79ZM87 238H88V233H87V236H86ZM94 237V236H93ZM92 237V238H93ZM96 237V238H97ZM157 237H158V239H157ZM178 237V238H179ZM182 237V236H181ZM18 238V237H17ZM21 238V237H20ZM34 238V237H33ZM67 238H68V236H67ZM70 238V237H69ZM72 238V237H71ZM77 237H75L74 239H76ZM202 239H203V237H201ZM48 239H50V238H48ZM73 239V240H74ZM91 239V238H90ZM94 239H95V237H94ZM174 239H176V238H174ZM173 238H172V235H171V239L169 238L168 240H171V241H173L174 240ZM200 239V238H199ZM202 239H200V240H202ZM6 240V239H5ZM11 240V239H10ZM18 240H20V239H18ZM37 240V239H36ZM46 240V239H45ZM56 240V239H55ZM65 240V239H64ZM70 240H72V239H70ZM76 240H78V238L76 239ZM81 240V239H80ZM84 240H86L85 238H84ZM99 240V239H98ZM98 240H96V241H98ZM168 240H167V244H168ZM176 240H178V241H183V239L181 238L180 240L179 239H176ZM175 240V241H176ZM211 240V239H210ZM44 241V240H43ZM46 241H48V240H46ZM60 241V240H59ZM62 241V240H61ZM59 242V245L61 244H63V241L62 242ZM75 241V240H74ZM87 241V240H86ZM93 241V245H94V240H92ZM158 241H159V243H158ZM6 242H8V241H6ZM10 242H12V241H9L8 242V244L10 243ZM17 242V241H16ZM32 242V241H31ZM40 242H42V241H40ZM53 242H55V241H53ZM58 242V241H57ZM77 242V241H76ZM79 242V241H78ZM82 242V241H81ZM162 242V241H161ZM185 242V244L187 245V246H185V248L186 249H190L189 247H190V245L188 246V242L187 241H184ZM183 242V243H184ZM187 242V243H186ZM197 242H199L198 240H197ZM212 242V241H211ZM215 242H217V243H215ZM13 243V242H12ZM18 243V242H17ZM26 243V242H25ZM34 243V242H33ZM47 243H49V242H47ZM51 243V242H50ZM65 243V245H66V241L64 242ZM84 243V242H83ZM87 244H88V242H86ZM86 243H85V245H86ZM100 243V242H99ZM99 243H98V245H99ZM169 243H171L172 244V242H170L169 241ZM179 243H181V242H179ZM183 243L181 244V247H179V248H183L182 247V245H183ZM242 243H258V245H259V255H258V257H256V256H254V253L256 252H254L253 253V251H252V248L253 247H251V251L249 250V248H247V246L245 245L244 246V244H242ZM11 244V243H10ZM16 244V243H15ZM45 244V243H44ZM79 244V243H78ZM170 244V245H171ZM34 245V244H33ZM37 245V244H36ZM43 245V244H42ZM48 245V244H47ZM59 245H57V246H59ZM77 245V244H76ZM79 245H82L81 243L79 244ZM96 245V244H95ZM156 247V248H154V246ZM167 246V247H163V246ZM179 245V246H178ZM258 245H255V247L256 246H258ZM53 246V245H52ZM56 246V247H57ZM62 246H64V245H62ZM70 246V245H69ZM68 246V247H69ZM88 246V245H87ZM153 246V247H152ZM184 246V245H183ZM252 246H254L253 244H252ZM60 247V246H59ZM59 247H57L58 249H59ZM71 247V246H70ZM86 247V246H85ZM249 247V246H248ZM20 248V247H19ZM21 248H23V246H21ZM20 248V249H21ZM38 248V247H37ZM44 248V247H43ZM66 248V247H65ZM87 248V247H86ZM223 248V247H222ZM42 251H43V249L42 248H40ZM51 249V248H50ZM50 249H48V250H50ZM67 249V248H66ZM69 249V248H68ZM205 250H206V248H204ZM221 249V248H220ZM28 250V249H27ZM30 250V249H29ZM57 250V249H56ZM103 250V249H102ZM45 251H47V250H45ZM53 251V250H52ZM98 251H100V250H98ZM128 253H127V252ZM38 252V251H37ZM48 252V251H47ZM104 253V251H100V253ZM29 253V252H28ZM41 253H45V252H41ZM60 253V252H59ZM99 253V252H98ZM97 253V254H98ZM129 253V256H131V257H133L131 254ZM174 253V254H173ZM253 253V254H252ZM49 254V253H48ZM258 254V253H257ZM43 255V254H42ZM62 255V254H61ZM89 255V254H88ZM87 255V256H88ZM100 255V254H99ZM122 255V256H123ZM32 256H33V254H32ZM34 256H35V254H34ZM39 256V255H38ZM47 256V255H46ZM53 256V255H52ZM52 256H50V258L49 259H51V257ZM59 256V255H58ZM63 256V255H62ZM86 256V257H87ZM102 256H105L104 254H102ZM102 256H100V257H102ZM121 255H120V258L122 257ZM40 257V256H39ZM43 257V256H42ZM64 257V256H63ZM68 257V256H67ZM90 257V256H89ZM93 257V256H92ZM110 257V258H109ZM126 257V256H125ZM177 257H179V259H180V257L181 258H183V260L181 259V261L180 260H178V259H176ZM188 257V258H187ZM197 257V256H196ZM25 258V257H24ZM62 258V257H61ZM103 258V257H102ZM111 258H112V260H111ZM198 259H199V257H197ZM32 259V258H31ZM35 259V258H34ZM33 259V260H34ZM63 259V258H62ZM65 259H66V257H65ZM98 259H100V258H98ZM104 259H106V258H104ZM103 259V260H104ZM125 259V258H124ZM126 259V260H127ZM185 259V260H184ZM27 260H29V259H27ZM56 260V259H55ZM61 259H59V261H60ZM95 260V259H94ZM195 260H197L196 258H195ZM39 261V260H38ZM101 261V260H100ZM106 261V260H105ZM130 261V262H129ZM132 261L133 262H138L137 261V259H136V261H134V259H132ZM20 263H21V261H19ZM24 262V261H23ZM36 262H37V260H36ZM35 262V263H36ZM48 262H49V260H48ZM76 262V261H75ZM78 262H79V260H78ZM91 262V261H90ZM125 262V261H124ZM194 262H196V261H194L193 260V264H194ZM197 262H200V261H197ZM19 263V264H20ZM31 263V262H30ZM41 263H43V262H41ZM72 263V262H71ZM113 264H115V263H117L115 260L112 262ZM228 262H226L225 264H227ZM25 264V263H24ZM37 264V263H36ZM39 264H40V262H39ZM79 264V263H78ZM81 264V263H80ZM92 264V263H91ZM126 264V263H125ZM133 264V263H132ZM138 264V263H137ZM150 264V263H149ZM192 264V263H191ZM198 264V263H197ZM223 264H224V262H223ZM231 264V263H230ZM235 264V263H234Z\"/></svg>", "mask_w": 264, "mask_h": 264}]
</instances>
